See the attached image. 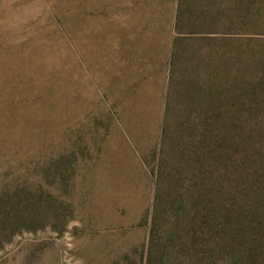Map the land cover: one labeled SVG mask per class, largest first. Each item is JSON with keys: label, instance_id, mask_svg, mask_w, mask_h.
I'll use <instances>...</instances> for the list:
<instances>
[{"label": "rangeland", "instance_id": "obj_1", "mask_svg": "<svg viewBox=\"0 0 264 264\" xmlns=\"http://www.w3.org/2000/svg\"><path fill=\"white\" fill-rule=\"evenodd\" d=\"M179 1L0 0V264H264V0Z\"/></svg>", "mask_w": 264, "mask_h": 264}, {"label": "trees", "instance_id": "obj_2", "mask_svg": "<svg viewBox=\"0 0 264 264\" xmlns=\"http://www.w3.org/2000/svg\"><path fill=\"white\" fill-rule=\"evenodd\" d=\"M222 6V0H180L176 10L175 22L177 37L174 40L173 46L176 47V49L181 48L182 43L186 38L190 40L198 39L207 41L210 44L216 39L213 38V36L204 33L205 31L211 33L212 31L219 29V26L223 28V31H227L231 30L233 27L235 28L237 24V26L244 25V21H237V16L238 19H243L246 12L241 14L236 13V10V12L233 11V13L226 8H222ZM197 28L201 31L195 30ZM185 29L190 30L186 32ZM173 54L174 56L171 58L172 61L173 59L175 60V58L177 59V57H175V50ZM201 59L208 63H211L213 60L210 53H204L201 56ZM224 62H227L228 64L229 60L227 59ZM209 65L210 64H208V67ZM236 103H238V101ZM160 179H162V175ZM209 211L211 212L213 209H210Z\"/></svg>", "mask_w": 264, "mask_h": 264}]
</instances>
